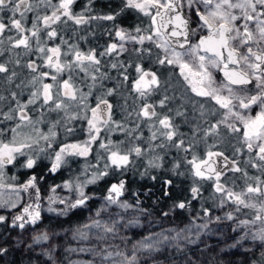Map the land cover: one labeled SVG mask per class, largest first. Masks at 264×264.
I'll return each instance as SVG.
<instances>
[{
  "label": "flooded vegetation",
  "instance_id": "af4514ba",
  "mask_svg": "<svg viewBox=\"0 0 264 264\" xmlns=\"http://www.w3.org/2000/svg\"><path fill=\"white\" fill-rule=\"evenodd\" d=\"M57 2L58 0H52L53 4ZM87 2L88 0H77L73 5V11H82ZM32 3L35 7L36 0H32ZM122 4L123 0H93L90 6L91 12H86L85 15L115 14L120 11ZM197 7L202 13L206 11L202 4L197 5ZM149 11L155 15L156 9ZM180 11L189 21L188 43L183 49L178 46L175 49L183 52L188 49L189 45L196 44L201 37L207 36L208 29L202 26V22L196 15V8L189 9L185 6ZM234 11L239 15L238 10ZM38 12L40 15L50 14L51 9L41 6ZM10 15L11 13L5 10L0 12V19L8 23ZM35 15V10L26 13V27H31ZM169 15H174V13H169ZM17 18H19V14H17ZM64 19L66 18L62 17L61 21ZM159 21L160 18L157 17V23L153 25L150 16H146L136 9L128 8L114 21L94 20L79 26L72 21L57 22L52 25V28L57 30V36L48 39L46 32L50 29H44L39 33V43L37 37H32L30 33H24L23 35L29 38L30 48L13 47L14 40L20 38L15 30H6L0 35V64H4L7 68L6 72L0 73V97H3L0 99V129L5 130L3 135H0V140L5 143L10 142L12 139L10 129L20 123L17 105V101H19L21 104L27 105L25 112L33 121L32 124L22 127L19 131L38 140V145L34 144L33 149H25L24 151L32 155L33 158H37L39 148L45 149L44 153H39L37 166L33 169L21 167L26 158L19 156L16 161L3 168V175L0 176V203L6 202L8 206L0 207V215L6 217V223L0 224V231L10 228L21 230L11 226L13 217L22 215L21 209L24 206L29 204L35 206V189L25 192L20 188L31 176L37 177V187L40 189V205L48 204V197L51 195L58 198H71L74 194L64 188L65 182L77 179L83 181L90 177L92 171L97 168L103 169L106 162L110 163L107 161L109 152L100 149L99 144L111 140L112 144L118 145L122 152L133 146H139L144 154L139 157L134 153L131 154L130 163L123 171L110 168L109 177L95 185H89L86 191L90 194L94 193V198L88 202L87 206L103 202L109 186L112 183H119L120 180L125 182L124 188H128L127 185L129 184L134 187L131 196L136 208L141 207L140 204L144 201V196L147 195L148 191L141 190L142 192H139L140 190L136 189L139 184L148 187L155 185L163 187L164 195L171 197V201H168L172 206H168L162 215L169 214L173 218L178 216L180 220L201 225L208 219V217L203 216L202 209H210L213 222L209 226L213 230H218V236L216 240L204 242L205 244L203 243L198 247L202 249L201 253H212L216 256L212 264H227L224 257L234 254H241L239 264H246L249 261L264 264V246L261 245V242L251 239L241 241V245L239 244L241 247L236 246L225 255L216 254L215 250L225 245L226 241L236 242V238L245 235L246 229L236 228V225L239 220L252 219L255 210L242 208L241 212L234 213L236 220L222 219L216 221L217 216L224 217L226 213L233 212L235 205L228 201L221 206L220 194L214 191V178L213 180H206L195 177L192 165L188 163L192 160L193 155L197 157V162H199L208 159L207 152L209 151L223 153L222 156L214 157L209 163L222 173L221 183L239 192L245 189L249 183L255 186V180L247 179L245 173H247V177H260L261 180H264V161L259 160L258 149L254 147L251 152L248 150L243 141V125L240 121L235 117H229L226 123H218L224 120L226 110L219 108L209 98L197 97L191 91L189 83L180 75L178 66L158 63V60L163 59L166 55L163 48L156 46L157 43H162L159 37L155 35ZM237 23H242V21ZM39 26L43 29L42 24ZM137 27L141 30L139 33L135 31ZM171 28L172 25L169 24L167 28H162L160 31L168 33ZM117 29H123L137 37L151 35L152 40L145 39L143 44L130 40L120 41L115 35ZM192 29H195V34H192ZM9 37H12L13 40H10ZM171 39L184 42L183 36ZM112 43L117 45L123 43L125 50L120 51L118 47L112 54L101 56L100 53L104 52L107 46ZM39 47H43L45 51H38ZM54 47L60 48L58 60L59 63L65 65L64 70L60 73H57L55 68L48 66L47 58L52 55L48 49ZM77 50L85 54L94 51L97 59L100 60V64L88 67V62H85L84 67L87 68V72L81 71L75 63ZM241 51H246V49L242 48ZM167 54L170 55V53ZM200 54L205 55V53ZM224 55L226 58L227 53L225 52ZM52 62L56 63L57 58L53 57ZM29 63L33 64L35 71L28 67ZM69 64L71 67L67 66ZM113 64H116L117 67L113 68ZM137 64L146 71L154 72L159 80V84L150 86V91L146 92L143 97L133 90L134 82L139 79V74L136 72ZM95 67H99L100 71L95 72ZM230 67L232 66L230 65ZM210 70L217 83L223 80V73L219 69ZM43 73H48V75L44 76ZM93 75L97 77L95 81L91 78ZM53 76H56L57 79L53 80ZM125 76L128 77L127 80L124 79ZM10 77L11 79H9ZM34 77L36 83H33ZM70 77L74 89L78 90L75 92V100L63 95L67 91L62 87L63 81ZM43 84L53 85L51 89L53 101L45 105L41 96L35 104H28L32 92H42ZM249 87L254 88L253 85ZM110 89L112 90L111 95L108 94ZM13 94H15V98ZM224 94L227 95L226 92ZM101 99L106 100L111 108L105 104H100L98 127L101 130L97 134V141L92 143L88 156H67L65 165L56 173L49 172L48 169L51 165L49 160L44 157L49 153L54 155V151L64 144L83 143L88 139L87 121L92 118L91 109L96 108ZM161 100H165L163 107L160 105ZM59 101H63L67 107L54 110L55 103ZM146 104L152 105L157 116L148 118L138 115ZM201 104L204 105L202 110ZM201 111H203V116ZM234 111L254 116L259 108L254 106L251 111H246L237 107ZM177 112L183 113V115H177ZM5 113H10L14 119L6 120L4 118ZM165 115L176 126L178 135L174 137V141H184V146L181 149L175 148L172 146V142L160 135L164 129L159 125V119ZM73 117L76 118L73 119ZM109 117L111 119L105 125L103 120H107ZM229 123L234 124L241 131L235 133L229 131L227 127ZM213 124L218 125L217 131L205 135V130L210 129ZM53 125H55L54 128ZM194 126L199 129L195 136L193 135ZM66 127H71L73 132L67 133ZM49 128H53V131L57 133L51 149L47 148L49 142L40 138L41 134H48ZM34 129L38 131H34ZM153 131L157 132V139L150 141ZM149 143L154 150L149 148ZM161 143L165 144L166 147H156ZM156 155L162 157L161 167L150 168L148 162ZM253 164L259 165V167H253ZM177 165L178 167H175ZM234 167H239L241 171H232ZM85 168L88 169L87 173H85ZM174 168L175 172L173 171ZM145 172L147 175H141ZM205 174H208L207 171ZM166 181H171V183H165ZM53 187L56 188L55 193L50 191ZM192 187H199L200 189V194L196 199L191 196L190 189ZM140 193L142 194L140 195ZM254 199L259 203L264 197L257 196ZM181 202L186 204L183 209L176 207ZM12 203H16L15 208L10 207ZM259 227L261 225L257 222L252 231ZM234 228H236L235 231H233Z\"/></svg>",
  "mask_w": 264,
  "mask_h": 264
},
{
  "label": "snow or ice",
  "instance_id": "6c2138e0",
  "mask_svg": "<svg viewBox=\"0 0 264 264\" xmlns=\"http://www.w3.org/2000/svg\"><path fill=\"white\" fill-rule=\"evenodd\" d=\"M77 0H58L57 3L53 4L52 0H36L35 7L32 0H0V12L7 10L11 13L8 17V23L3 22L0 19V35H2L6 30L15 32L20 38H17L13 42V47L23 46L24 48H30L29 38L24 33H30L32 37H37V42L39 43V33L44 29H50L46 32L47 38L52 39L57 36V30L52 28V25L57 22L67 23L72 21L75 25L88 24L94 20H104V21H114L117 16H119L125 9L132 8L143 13L146 16H150L153 25L157 23V17L160 18L159 25L157 26V31L155 35L159 37L162 43H157L158 48H163L166 55L163 59H159L158 63L164 65L165 63L169 65H176L180 69V75L185 81L191 86V91L195 93L197 97L209 98L215 102L216 105L221 109H225L224 120L218 123H226L229 117H235L243 125V141L246 143L248 150L251 152L255 147L258 149L257 156L260 161H264V0H123L122 7L119 12L115 14H104V15H91L86 16V12H91V4L93 0H88L87 4L84 5L82 11L74 12L73 5ZM202 4L206 9L205 12H201L197 5ZM43 6L51 9L50 14L40 15L38 9ZM187 6L189 9L196 8V15L202 22V26L207 27L208 35L203 36L199 39L196 44L189 45L188 49L183 52L176 51V47L183 49L185 44L188 43L189 37V21L182 14L180 9ZM150 9H156L155 15L149 11ZM36 11V15L33 17L31 27L25 26L26 13ZM238 10L239 15L236 14ZM169 13H174V15H169ZM19 14V18H17ZM64 17L63 21L61 18ZM242 21V23H237ZM43 25V29L39 26ZM171 24V31L168 33L161 32L160 29L167 28ZM135 31L139 33L140 28H136ZM192 34H195V29L191 30ZM117 38L120 41H136L143 44L145 39L152 40V36H133L123 29H117L115 32ZM184 37V42L181 43L178 39L173 40L171 38ZM13 40L12 37H9ZM119 47L120 51H124V44L121 43L117 45L116 43L109 44L104 52L100 53L101 56L110 55L117 50ZM246 49V51H241V49ZM38 51L44 52L43 47H39ZM60 48L54 47L49 48L48 52L52 55L48 56V66L55 68L57 73L64 70L65 65L59 63ZM225 52L227 57L225 58ZM167 53H170L168 55ZM200 53H205L201 55ZM53 57L57 58V62L53 63ZM188 57V59H185ZM85 62H88V67L98 66L100 60L97 59L94 51H89L87 54L76 51L75 52V63L77 67H80L81 71L87 72V68L84 67ZM230 65L232 67H230ZM71 67V64L67 65ZM28 67L35 71L33 64L29 63ZM113 68L117 67L116 64L112 65ZM210 69H219L223 73V80L217 83L213 77V73ZM95 72H99V67L94 68ZM7 71L4 64H0V73ZM136 72L139 74V79L134 82L133 90L138 92L141 97H143L146 92L150 91V86L158 85L159 80L157 75L152 71L144 70L139 64L136 65ZM15 75V74H13ZM42 75L47 76L48 73H43ZM92 80L95 81L97 77L93 75ZM11 79V77L9 78ZM53 80L57 77L53 76ZM125 80L128 79L127 76L124 77ZM33 83H36V78H33ZM253 85L254 88L249 86ZM53 85L43 84L42 92L34 91L32 92L31 98L28 100V104H35L41 96L43 97V104L47 105L50 101H53V95L51 92ZM62 87L66 89L63 93L64 96L71 100L76 99L75 92L78 91L74 89L71 83V77L68 80L63 81ZM227 93L225 95L224 93ZM112 90L110 89L108 94L111 95ZM15 98V94H13ZM3 99V97H0ZM167 97L165 98V100ZM165 100L160 101V105L163 107L165 105ZM195 103V102H194ZM100 104H105L108 108L106 100L101 99L100 103L97 104L96 108L91 109L92 118L88 119V139L83 143H70L64 144L59 147L58 150L54 151V155L49 153L44 158L49 160L50 168L48 169L51 173H56L63 165L67 163V156H81L87 157L92 143L97 141L100 132V127L98 123L100 122V116L98 114V109ZM19 109V121L10 129L12 133V139L10 142H3L0 140V176L3 175V168L6 165L12 164L17 160V157H25V162L21 167L25 169H33L37 166L39 153H44V148H39L37 153V158H33L25 152V149H33V145H38V140L33 139L32 136L23 134L19 129L32 124L33 121L30 119L28 114L25 112L27 105L21 104L17 101ZM258 107L259 111L253 115H245L240 111H234L237 107L246 111H251L253 107ZM67 105L63 101L55 103V109L66 108ZM201 110L204 105H200ZM143 117H155L157 116L156 111L153 109L152 105H144L141 112L138 114ZM177 115H183V113L177 112ZM203 116V111H201ZM4 118L6 120H13L14 116L10 113H5ZM76 117H73L75 119ZM103 120V123L107 125L109 120ZM59 123V122H57ZM159 125L164 129L160 132L167 141L172 142V146L177 149H181L184 146V141L179 142L174 141V137L178 135L176 126L171 122V119L165 115L163 118L159 119ZM55 125H53V128ZM119 127V126H118ZM217 124H213L210 129L205 130V135L209 133H215L217 131ZM229 131L240 132L241 129L237 128L234 124H227ZM53 128H49L48 134H41L40 138L44 141H48L47 148H52V142L55 141L57 133L53 131ZM66 132L71 134L73 129L71 127H66ZM121 130H123L121 128ZM4 129H0V135H3ZM34 131H38L34 129ZM199 131L198 127H193V135ZM95 133V134H93ZM138 139V137H137ZM157 139V132L153 131L150 137V141ZM100 149L109 152L107 156V161L110 163H105L103 169L97 168L92 171L89 178L81 181L79 179L75 181L65 182L64 188L68 189L70 193L74 195L69 198H58L55 195L48 197L49 207L47 211L55 212L59 216L67 215L69 212L87 207L90 200L94 198V193L90 194L86 191L89 185H95L99 181L105 180L111 174L109 169H120L121 171L130 163L129 157L131 154H135L137 157L143 155V151L139 146H133L126 151L122 152L118 145H113L112 141L109 140L107 143L100 142ZM156 147L165 148L166 145L161 143ZM149 148H153L151 143H149ZM115 149V150H112ZM154 150V148H153ZM223 153L220 152H207L208 159L200 160L197 162V157L193 155L191 161H188L192 165L193 175L200 179L215 180L214 191L220 194V205L223 206L226 202L230 201L235 208L233 212H228L224 217L217 216L216 221H221L226 219L228 221L236 220L234 213L241 212V209H253L255 210V215L250 220H239L236 228L246 229L245 235L237 239L235 244L230 247H236L241 243V241L251 239L252 241H259L261 245L264 246V199H261L259 203L255 201V197H264V180L260 177H245L247 179H254L255 186L253 184H247L246 188L237 192L233 188L226 187L225 184L221 183L222 173L217 171L211 163L216 156H222ZM225 159H227L225 157ZM162 157L156 155L153 159L149 160L148 166L150 168H160ZM206 166V167H205ZM253 167H259V165L253 164ZM175 167H178L175 166ZM175 172V168L173 169ZM207 171V175L205 174ZM234 172H240L239 167H234L232 169ZM88 169L85 168V173ZM141 175H147V172ZM42 179V177H41ZM155 179V177H153ZM165 183H171V181H166ZM125 187V182L120 180L119 183H112L107 189V195L104 200L108 205L118 204L121 208L128 207L127 204L122 203L118 200L121 196ZM20 188L28 192L30 189H35V206L32 204L27 205L23 208L22 215H16L12 219V227H18L24 229L26 225H35L38 220L41 219V206L40 200V189L37 187V177L35 175L31 176ZM52 193H55L56 188L50 189ZM191 196L196 199L200 194L199 187H192L190 189ZM167 194V193H165ZM59 203L63 205L59 210L56 207H52L53 204ZM8 206L5 203H0V207ZM10 207L15 208L16 203H12ZM176 207L181 209L186 207V204L181 202ZM203 216L208 217L207 221L201 225H198V229H209V224L212 223V218L210 214V209L203 208ZM100 212H97V216ZM260 223L261 227L252 231V228ZM6 223V217L0 215V224ZM118 221H113L111 226L108 224H102L99 220H93L91 225H84V228H97L103 229L104 233H115L116 225ZM135 223V222H130ZM233 229V231L236 230ZM199 236V231L196 233ZM74 238L87 239L88 233L77 230L74 234ZM103 238V237H101ZM174 237L173 239H177ZM187 239V237H185ZM49 236L47 233H41L33 237L34 242H39L42 240H48ZM165 240L168 237H164ZM161 241H156L159 244ZM190 243L194 242L189 240ZM143 249L151 251L155 245L152 243L141 242L140 245ZM69 251H91V249H69ZM7 249L0 247V256L5 255ZM103 254V260H108L112 257L113 253L107 252ZM51 259V252L47 253ZM96 255H102L101 252H97ZM116 255H123V253L117 252ZM128 264H135L137 257L134 255L131 260H128ZM88 264H92L91 261Z\"/></svg>",
  "mask_w": 264,
  "mask_h": 264
},
{
  "label": "rangeland",
  "instance_id": "374dc122",
  "mask_svg": "<svg viewBox=\"0 0 264 264\" xmlns=\"http://www.w3.org/2000/svg\"><path fill=\"white\" fill-rule=\"evenodd\" d=\"M43 193L45 192L43 191ZM125 193L126 188H124L118 200L127 204L128 207L126 208H121L118 204L108 205L105 200L95 205L94 208H90L89 206L78 208L79 210H82L86 213V219L82 225L76 226L66 232L67 243L64 248L66 260L64 264H88L90 260L95 263L100 262L101 264H104V262L105 264H128V261L125 260V257H127L128 260H131L134 255L137 257L135 264H188L187 262L191 259L190 250L193 248L196 249V251H199L198 253H200L199 257H201L202 249L198 246L204 242L207 243L208 241H214L217 239L218 230H213V228L211 229L210 226L209 229L212 231H208V229H198L197 224L183 220H177V222L172 221L167 225L165 224V228L163 230L143 231L142 227L148 225H140L141 222L137 219V212L129 214L132 215L129 218L134 219L131 222L135 223L130 224V222H128L123 216V213H129V211H131L132 204L134 203L133 201V203L130 201L131 199H128L125 196ZM107 194L108 193L106 191L105 196ZM40 206L41 217L48 214L57 215L55 212L47 211L49 203H45L44 205ZM52 207H56L59 210V208H62L63 205H60L57 202L56 204H53ZM21 211L23 212V208ZM98 211L100 212L99 216H97ZM93 220H99L102 224H108L109 226H111L113 221H118L119 223L116 225L115 233L106 234L103 232L102 228H84V225H91ZM181 224L183 228H175L174 226ZM77 230L87 232L88 238H74V234L77 232ZM197 231H199V236L196 235ZM164 237H168V239L165 240ZM174 237L178 238L173 239ZM185 237H187V239ZM189 240L194 242L190 243ZM156 241L161 242L156 244ZM141 242L152 243L155 245V247L151 251L145 250L140 246ZM89 244L91 246H89ZM233 244H235V242L226 241L225 245L220 246L218 250H215L214 248V250L216 254L225 255L226 253L231 252V250L234 248L230 247ZM79 245L82 248L83 245H86L87 247L84 249H91V251H69V249H80ZM240 245L237 247H241ZM105 250L107 252L113 253L112 257L108 260H103V254H106ZM163 251H177L181 254V256L185 254L186 256H182L183 259L179 261H150L154 257L161 255ZM97 252H101L102 255H96ZM117 252L123 253V255L118 256L116 255ZM246 264H256V262L249 261Z\"/></svg>",
  "mask_w": 264,
  "mask_h": 264
},
{
  "label": "trees",
  "instance_id": "16d2710c",
  "mask_svg": "<svg viewBox=\"0 0 264 264\" xmlns=\"http://www.w3.org/2000/svg\"><path fill=\"white\" fill-rule=\"evenodd\" d=\"M127 187L125 196L131 199L130 201L132 202L131 193L134 187L130 184ZM136 189L140 190L139 192H142L141 190L148 191L147 195L144 196V201L140 204V208H136L132 202L131 211L129 213H123V216L128 222L134 220L129 218L132 216L129 214L137 212V219L141 222L140 225H148L143 226L142 230L156 231L163 230L165 224L167 225L172 221L177 222V220H180L178 216H176L177 218H173L169 214L162 215L168 206H172L169 202L171 201V197L164 195L163 187H157L156 185L154 187H148L147 185L139 184ZM89 207L94 208L95 205L91 204ZM85 219L86 213L82 210L75 209L63 216L44 215L35 225L28 224L21 230L15 228L2 229L0 231V247L7 249V252L5 255L0 256V264H64L66 260V254L64 252L67 243L66 232L76 226L82 225ZM174 226L175 228H183L182 224ZM41 233H47L49 239L34 242L33 237ZM89 246L91 245L89 244ZM85 247L87 246L83 245V248ZM79 248L82 247L79 245ZM49 251L51 252V259L47 255ZM198 252L194 248L190 250L191 259L187 262L188 264H212V261L216 258L212 253H202L201 257H199L200 253ZM182 256H186V254ZM182 256L177 251H163L161 255L154 257L150 261H179L183 259ZM239 257H241V254L227 255L224 258L227 264H239L241 262V258ZM91 262L92 264H101L100 262Z\"/></svg>",
  "mask_w": 264,
  "mask_h": 264
}]
</instances>
